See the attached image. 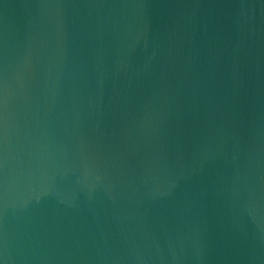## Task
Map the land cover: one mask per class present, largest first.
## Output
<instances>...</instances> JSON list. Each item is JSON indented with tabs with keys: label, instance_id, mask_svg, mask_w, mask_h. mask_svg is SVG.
<instances>
[{
	"label": "water",
	"instance_id": "obj_1",
	"mask_svg": "<svg viewBox=\"0 0 264 264\" xmlns=\"http://www.w3.org/2000/svg\"><path fill=\"white\" fill-rule=\"evenodd\" d=\"M0 264H264V0H0Z\"/></svg>",
	"mask_w": 264,
	"mask_h": 264
}]
</instances>
